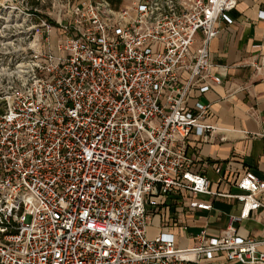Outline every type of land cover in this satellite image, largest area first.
<instances>
[{"label": "built area", "instance_id": "2783aa9c", "mask_svg": "<svg viewBox=\"0 0 264 264\" xmlns=\"http://www.w3.org/2000/svg\"><path fill=\"white\" fill-rule=\"evenodd\" d=\"M237 4L0 2V264H264V241L237 227L264 209V179L215 192L188 153L221 132L199 97L222 84L210 45ZM200 195L241 215L190 248L149 236L158 208L212 211Z\"/></svg>", "mask_w": 264, "mask_h": 264}, {"label": "crops", "instance_id": "0c3cea01", "mask_svg": "<svg viewBox=\"0 0 264 264\" xmlns=\"http://www.w3.org/2000/svg\"><path fill=\"white\" fill-rule=\"evenodd\" d=\"M261 13H264V0H238L232 12L234 23L221 22L219 34L210 45L213 72L222 79V84L199 99L211 105L208 120L218 125L221 132L209 142L192 138L188 153L195 161L192 171L207 177L215 192L239 193L234 182L246 171L264 179V69L256 75L251 67L255 59L264 57ZM219 167L220 174L216 173ZM198 199L212 203V211L185 214L181 207L171 211L158 208L152 212L149 236L169 232L175 235L180 248H190L194 245L193 235L202 229L217 235L226 226L229 215H241L242 205L235 200L209 195H200ZM237 227L241 237L264 241V209L253 212ZM198 264L239 263L218 258Z\"/></svg>", "mask_w": 264, "mask_h": 264}, {"label": "trees", "instance_id": "16d2710c", "mask_svg": "<svg viewBox=\"0 0 264 264\" xmlns=\"http://www.w3.org/2000/svg\"><path fill=\"white\" fill-rule=\"evenodd\" d=\"M109 1L116 5H119L122 2V0H109Z\"/></svg>", "mask_w": 264, "mask_h": 264}, {"label": "bare ground", "instance_id": "6f19581e", "mask_svg": "<svg viewBox=\"0 0 264 264\" xmlns=\"http://www.w3.org/2000/svg\"><path fill=\"white\" fill-rule=\"evenodd\" d=\"M3 1V0H0V2Z\"/></svg>", "mask_w": 264, "mask_h": 264}]
</instances>
